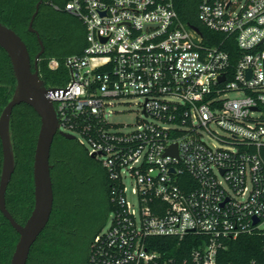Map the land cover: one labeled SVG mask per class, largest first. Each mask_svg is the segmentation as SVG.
<instances>
[{
	"label": "built area",
	"instance_id": "built-area-1",
	"mask_svg": "<svg viewBox=\"0 0 264 264\" xmlns=\"http://www.w3.org/2000/svg\"><path fill=\"white\" fill-rule=\"evenodd\" d=\"M64 11L85 47L46 98L58 130L82 137L120 186L91 261L221 264L228 241L255 235L262 260L248 264H264V0H200L199 26L173 0H69ZM129 105L138 117L124 132L111 118ZM189 236L201 241L182 260L150 247Z\"/></svg>",
	"mask_w": 264,
	"mask_h": 264
},
{
	"label": "trees",
	"instance_id": "trees-1",
	"mask_svg": "<svg viewBox=\"0 0 264 264\" xmlns=\"http://www.w3.org/2000/svg\"><path fill=\"white\" fill-rule=\"evenodd\" d=\"M38 1L0 0V22L22 39L31 60L40 50L36 35L28 30ZM68 1L42 0L32 22V28L43 45L37 71L45 87H63L68 80L64 60L70 55L81 54L85 47L83 24L64 11ZM173 3L183 24L199 26L197 7L200 0H173ZM51 58L59 63L57 70L49 69L48 60ZM13 90L11 65L0 48V113ZM39 127V117L31 107L26 104L14 107L9 131L15 167L6 189L5 205L19 224H24L33 208L32 164ZM1 163L0 144V170ZM49 164L52 212L48 224L31 246L26 264H96L91 261L95 252L93 239L102 231L106 216L120 212L117 202L120 186L75 138L56 134ZM113 189L117 192L114 197L111 195ZM17 239V233L0 212V264H9ZM200 241L201 238L195 236L186 237L181 242L165 237L149 240L152 249L180 260L186 258ZM226 245L218 253L217 261L221 264H248L251 260H262L260 236H240Z\"/></svg>",
	"mask_w": 264,
	"mask_h": 264
},
{
	"label": "water",
	"instance_id": "water-1",
	"mask_svg": "<svg viewBox=\"0 0 264 264\" xmlns=\"http://www.w3.org/2000/svg\"><path fill=\"white\" fill-rule=\"evenodd\" d=\"M40 3L41 0L37 2L28 25L29 32L36 35L40 46V51L34 58L33 69L25 43L11 28L0 22V48L9 59L14 77L12 96L0 113V212L18 235L9 264H26L31 246L48 224L53 207L49 157L54 136L61 134L66 138H74L58 130L57 113L52 102L46 98L47 89L38 75L37 61L43 52V45L32 28V22ZM190 27L197 30L193 26ZM20 104L31 107L40 121L32 164L33 208L24 224L16 222L5 205L6 189L15 167L9 124L14 107Z\"/></svg>",
	"mask_w": 264,
	"mask_h": 264
},
{
	"label": "rangeland",
	"instance_id": "rangeland-1",
	"mask_svg": "<svg viewBox=\"0 0 264 264\" xmlns=\"http://www.w3.org/2000/svg\"><path fill=\"white\" fill-rule=\"evenodd\" d=\"M53 59L54 58L49 59L48 63L51 60H53ZM121 109L124 112L119 113V114H114L111 119L115 123L122 124L123 125V131L124 132H128V131H130L131 129L134 128V125L136 123V119L138 117V114L136 112V108L134 107V105L125 106V107H123ZM66 133L72 135L73 137H75L77 139H79L86 149L90 148V145L82 137H80L78 134H76L74 132H71V131L66 132ZM125 184H126L127 188H130V181L128 180V178H126ZM111 218H112V214L109 213L106 216V220H105V223H104V225L102 227V231H104V230H106L108 228Z\"/></svg>",
	"mask_w": 264,
	"mask_h": 264
},
{
	"label": "flooded vegetation",
	"instance_id": "flooded-vegetation-1",
	"mask_svg": "<svg viewBox=\"0 0 264 264\" xmlns=\"http://www.w3.org/2000/svg\"><path fill=\"white\" fill-rule=\"evenodd\" d=\"M41 1H42V0H41ZM39 51H40V50H39ZM36 55H37V54H36ZM36 55H35V56H36ZM29 56H30V55H29ZM39 57H40V56H39ZM34 58H35V57H34ZM30 61H31V64H32V67H33V66H34V65H33L34 59L31 60V58H30ZM38 61H39V58H38ZM38 61H37V64H38Z\"/></svg>",
	"mask_w": 264,
	"mask_h": 264
}]
</instances>
